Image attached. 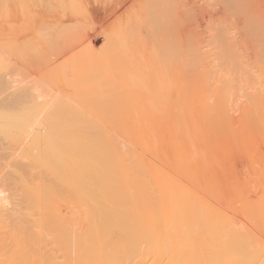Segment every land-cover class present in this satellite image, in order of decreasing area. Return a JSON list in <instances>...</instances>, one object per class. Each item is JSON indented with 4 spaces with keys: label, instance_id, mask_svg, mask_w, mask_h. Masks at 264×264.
Returning <instances> with one entry per match:
<instances>
[{
    "label": "bare ground",
    "instance_id": "bare-ground-1",
    "mask_svg": "<svg viewBox=\"0 0 264 264\" xmlns=\"http://www.w3.org/2000/svg\"><path fill=\"white\" fill-rule=\"evenodd\" d=\"M7 1L8 0H6V4L3 3L4 1L0 2H2L5 6L7 5V9H10L9 6L13 0H10L11 2L9 1V4ZM20 1L23 0H18V2ZM116 1L117 0H115V2ZM165 1L166 3H164ZM168 1L136 0L138 3L137 6L140 8L139 12H141V17H139L140 14L137 13L140 22H138V20L136 22L144 23L148 17L152 18L151 20L154 22H152V28L148 27L150 32H147L150 33L148 36L151 35V38H148H154L152 39V42L155 41L156 38L154 36L155 34H152L155 30L151 32V29L156 28L154 26L157 25L158 22L154 19L157 17L163 19L161 16L165 14L166 10L169 12L171 5H175L177 6L176 8L174 7V9H172L171 7V11L174 10V12H169L170 15L172 14L171 17L174 16L173 13H175V16L172 19L170 18V20L165 17L167 18L165 21L168 20L167 24L171 20L175 19V21H171V23H174V26L177 24V29L179 20L181 23H183L184 17H186L185 19L187 21L189 19L188 17L192 16L191 19L188 20L189 22L191 21V25L188 23V21V24L186 22L184 24L186 27L187 25H190V27H187L186 30L185 28L183 30L181 26L183 24L179 23L181 28L178 26V35H180V32L183 31L182 33H187V36L189 33L194 32L198 36L201 33H205V31H207L208 35L206 36L208 39L213 40V42L210 41L211 43L209 42L208 44H211L210 46H213V48L215 45L217 51L214 52L215 50H212L214 52L211 53L213 58L206 61V67L204 66L205 69L210 70V68L213 67L211 64L214 66H221L224 64L232 70L236 63L239 64V66L242 64L245 65L246 61L242 58V55L248 57L251 62L262 61V65L264 66V43L259 42L257 38L261 36V26L264 24V10L263 8H260V6L263 4V0L262 3L261 0H259L261 5L256 1L257 5H252V7L251 5L249 7L250 3H248L247 0H190L192 4L188 0L183 1L188 2L189 5L191 4L194 7L191 5L189 7L187 3H184V7H182V0L180 1L182 6L179 4V2L177 4L178 0H175L176 3L173 1L174 4L172 3L171 5L168 3ZM195 1H199V4H202L201 7H198V3ZM118 2H116V6L119 4ZM169 2L171 3V0ZM251 2V4H253V1ZM120 3L123 5L122 2ZM132 3H134L133 0ZM24 4L25 3H23V5ZM14 5H17L19 8L26 7L21 6L22 4L20 5L19 3ZM124 6L127 7L126 5ZM66 7L67 6L64 8ZM132 7L134 6L132 5ZM132 7L129 6V10L127 11H130V8L132 10ZM178 7L180 8L178 9ZM181 7L184 10H181L183 11V14L181 11H178L182 9ZM248 7L250 8V13L247 15V11L249 12L247 9ZM6 8L4 7L5 11L7 10ZM122 8L123 6H121V9ZM251 8H253V10H251ZM14 9H16V7ZM14 9H10L12 10L11 14L16 15V13H14ZM21 9H19V11ZM68 9L69 8L66 10ZM121 9L119 4L118 10L120 11ZM66 10H64L65 13ZM89 10L87 9L86 12ZM73 11L71 9V12L75 13ZM64 12L62 11L60 13L62 18L64 17L62 15ZM116 12L114 17L116 15L117 16L115 19L113 18L114 20H117L118 16L121 15H119L118 12L117 14ZM5 13L6 12H3L2 15H5ZM129 13H131V11ZM81 14L84 16V12ZM133 14L134 12L132 15ZM2 15L0 17H2ZM66 15H68V13ZM16 16L14 17L16 18ZM72 16L74 17V15ZM111 16L113 15L110 14V19ZM129 16L132 18L130 14ZM14 17L11 18L10 14L9 16L5 15L3 17L4 19L0 18V22H2L1 19L3 22L5 20V22L7 21L6 23L12 27V21L15 23V21L19 22L22 19V17H20V20L16 18L14 21ZM69 17L67 18L71 19ZM136 18L137 17L135 16L132 18V20ZM150 18L148 19L150 20ZM142 19H144V22ZM9 20L12 21L10 22ZM151 20L149 22H151ZM147 21V26H151L149 22L147 23ZM165 21L164 24L166 23ZM159 23L160 22H158V25H162V23ZM167 24H165V26ZM0 25L2 24L0 23ZM142 25L143 24H140V27ZM252 25L256 27L255 33H257V37H254L253 34L252 36H248V30ZM3 26L4 25H2V28L6 29V25L5 28ZM165 26H163V29H167V26ZM11 27L9 26V28ZM171 27L172 26L170 25V29ZM2 28L0 27L1 36L2 34L4 35L8 32L7 34H10L11 39L14 37L11 35L14 34L13 29L9 30L12 33H9L8 30H6L7 32L4 30V33H1L3 31H1ZM144 28H142L140 31H142ZM148 28L145 30L149 31ZM160 28L162 29V27L159 26V29L157 28L158 30L155 32L158 33V36H161L159 42L163 40L161 38L165 37L164 39L166 40L163 41L166 42L164 44V48L163 46L162 48L166 50L167 45H169L170 42L175 41L174 39V41L172 40L169 42L168 40L170 37L168 38V34H173L172 32H175L176 30H173L175 29L173 28L171 31L169 30L170 32L167 31V34L164 32L166 35L163 36L164 33H161L163 29L160 32L162 35L159 33ZM209 30L212 32L210 33ZM85 31L86 30H84V32ZM145 32L142 33L144 34ZM207 32L205 34H207ZM86 33L85 36L87 35ZM72 34H77L75 35V40L77 42V39H79V41L85 43L83 41L85 38L78 36V34L83 35V31H79V33H77L76 30L75 34L73 32ZM72 34L70 33L69 35L71 36ZM95 34L97 35L98 33L95 32ZM146 34L142 35V37L139 35L142 41L148 39ZM173 35H175V33ZM193 35L190 34L189 36ZM202 35L201 37H203ZM92 36L89 34L88 37ZM185 36L183 35V37ZM206 36L204 37L205 39ZM247 36L248 38H246ZM7 37L9 38V35ZM80 37L83 39L81 38L82 40H80ZM88 37H86V41L91 40V38L89 39ZM188 37L185 39V42L188 40ZM1 38V40L6 39L5 35L4 39L3 36ZM66 38H68L66 39L67 42H69V38L74 40V37L66 36ZM204 38L201 39L200 44L204 45V43H202ZM9 39L7 40L9 41ZM150 39H148L149 41L147 42L150 43ZM171 39L172 38H170V40ZM178 39H180V37ZM208 39L206 41H209ZM6 41L4 42L6 43L5 47H1L3 45V41L2 44H0V47L6 48L4 50L5 52L8 50V53L10 51L9 49L14 51L13 41L10 40L12 43H9L11 44V47L7 46L8 42ZM97 41L100 40L98 39ZM97 41L94 37L91 41L92 43L88 41V43L91 44H89V48L90 46L92 48V45H95ZM142 41L141 43L143 46L145 42L143 41V43ZM179 41L182 42V38ZM167 42L169 43L166 45ZM214 42L215 44L212 45ZM70 43H72V41ZM153 43L155 45V42ZM186 43L183 44L186 45ZM114 44L115 43L112 44V50ZM83 45L88 46L87 43ZM83 45L78 46L79 49L77 47V52L74 50L76 47L72 49L75 54L73 52H67V50L69 51L73 47L70 45L67 46L69 49L67 48L65 52H60L61 54H64V57H66V54L68 56L69 53H72L70 54L71 56L73 54L77 55L75 58L72 57L73 59H71L70 55L68 56L70 57V61L74 60L72 62L75 64H71L68 62L69 59H64V57V60H68L62 61L61 54V59H59V61L55 60L53 64V61H50H52V66L60 63V60L61 63L59 65H61L62 62H67L68 64L70 63L69 65H67V63H63L64 66L63 64L61 66L57 65L59 66V70L58 67H56L57 71L54 68L55 73L59 74V71H61L62 75V69L64 67L67 68L68 66L67 70H63V83H61L62 76L61 79L57 77L58 80L60 79L59 81H61H57V83L59 82L60 84L59 88H61L62 84L71 85V90L74 89V86L77 84V88L74 89L75 91H72L75 93L81 91L80 93L82 97L79 95V93H76L81 99L78 98V96L74 94L68 86L67 88L65 85V88L70 90H66V93L70 95L72 92L77 96L81 103L84 97L85 98L83 100H87L88 98L86 95L82 94L85 86L88 87L90 85L92 87L94 85L92 87L93 89L98 88L97 90L94 89V91H97L95 94H99L100 92L98 93V91H101V94L98 95V97L100 96L101 99H97L94 91L92 92V89L89 87L93 93L92 96H95L93 97L94 101H96L94 103L91 98L90 89L88 90L89 92H87L85 91V88V92H83L87 94V96L90 95V100L87 101L92 100L94 103V106H92L93 103L90 104L89 102V105L86 106H89L93 109L88 107L86 110L82 105L87 103H82L81 105V103H79L78 100L74 99V96L71 95L67 98V94L63 93V90L65 89L63 88V85V90L61 91L63 94L60 92L61 89L58 87L56 90H51L49 87L48 88L50 89L51 93L54 90V92L57 91V94L55 95H58V92H60V94H62L60 95L62 102L65 96L67 98V102H69L68 99L71 100V97H73L74 101H70L69 103L76 102L75 105L77 107H75L74 103H72L73 107L69 104L68 108V106L63 105L61 101L59 102L62 107L58 105L59 102H57L58 106L55 107L56 105L54 104L56 102H54L52 98L50 99V97H52V95L54 96V94L51 95L49 92V95L51 96H47L46 93H48L49 90L44 91L45 87L43 85H39V87L43 86V91L46 92L43 93L49 97V99H47V97L41 93V87V90L39 87H36L38 86L37 84L35 86L37 90L34 89V86L30 85V87L32 86L31 89L35 91V93L34 91L32 93V90L26 87L28 85V83H26L27 81L25 82V85V83H21L20 80V82L17 83L18 87L21 83V87L23 84L25 86L22 87L23 89H30V91L28 89L27 91L32 93V95L29 93L28 94L33 97V100L31 97V101H29V95L26 93V90L24 91L26 94H24L23 89L20 87L24 96L26 95L27 97L25 96L24 102L21 103L23 99H21V97L23 96L17 95L18 99L21 96V100L17 101V97L15 98L14 96L16 95L14 94H21L22 92H19V88H15L16 92L17 90L18 92L14 93V87H16L14 84H16L18 79H21L19 75H21L20 73L23 72V67L26 68V66H23L22 63V65L18 67L23 70H19V68L17 71V69H15V71L18 73L16 76H19L17 78L14 75L13 69L14 67H17L15 60H11V62H14V66L11 62L7 63L10 64V66H13V68L10 67V69L9 65L3 63L4 59L5 62L10 61L9 55H11V53L6 54L4 52L2 56L5 58L2 60L3 62H1L4 66L6 65V68L4 66L2 67L1 63L0 66L2 69L5 68L8 71L6 70L7 72L5 73L4 69L2 73V69H0V73H5L4 75H0V264H264V77H262L257 70L253 71V67L250 66L248 70L246 69L241 73V77L232 78L229 84L230 88L235 89L238 87L239 90L245 88L249 89L247 92L248 96H246L244 99L240 98L236 103V107L233 109L232 107L228 108L223 106L220 96L224 91L220 88L219 84L217 86L216 84H210L212 88H209V90L207 88L205 93L203 90H201V97L193 101L192 98H190L191 93L188 88L189 86H187L190 81H192L188 80L191 75H186L187 77L184 76L185 73L189 72V70L187 71L186 69L188 66V60L191 59L190 57V59L188 58L187 60V64L185 63L186 69L183 67V69L186 70L184 71V75L180 74L183 76L184 80L189 76L190 77L186 79V81L182 80L183 78L180 77L181 80L179 79V81L184 82H179L180 84L173 82L176 85L169 81V83H171L170 85L173 84L172 88L170 89L172 92H167L168 89L167 91L165 90L166 93L162 92L165 93V96L168 98L166 102L164 101L167 106L164 110H167L168 112H158V107H155L156 111L148 108V104L150 102H153L154 104L156 103L157 105L158 103H162L163 99L160 98L159 92L156 93L157 91H155V93L151 94L150 96L146 95V97H148L146 98L147 101L144 100V104L140 105L139 107H134L131 105L132 102L130 101H132V97L130 96L131 98L129 97L130 100L128 101L130 102L129 104L133 106V108H131V106H127V99H124L126 95L123 97L122 95L120 96L122 93H118L121 92L119 90L121 87L123 92V87L126 84L122 85L123 83H121L118 87L117 84H114V87H111L109 85L110 80L108 81L104 78L107 76H112L109 73L105 76V74H107L106 66H103V68L101 67L102 65L99 67L98 65L96 66L97 68L101 67V71L104 70L105 74H102L103 72L99 71H89V68H87V66L85 67L86 70H88V73L86 72L87 74L94 73L92 78H96L95 76H97V73H100L99 75L102 76V78L100 76L98 77H100L101 83L103 82V79H105L103 82L104 84L106 81L109 82L108 85L106 83L107 88L103 87V83L101 84L99 82L100 80L98 77L96 78V80L98 79V83L95 82L96 80L92 82V78H90L92 80L90 81L89 77L92 75H87L88 78L84 77L86 76V73L84 72L85 74H82L85 70L83 65H88V63L91 62L94 63L93 61L86 62L88 58L94 55L92 54L94 52H89L86 54V56L89 54L90 55L86 57L83 55V51L86 49V47ZM117 45L118 44H116V46ZM171 45H173V43H171ZM135 46L130 53H134L138 49L142 51L140 44L137 45L136 48L140 46L141 49L137 48L136 50ZM159 46L161 45L157 43V46L152 47L151 50L156 47H158L156 48L158 50ZM187 46L189 47V44ZM205 46H208V48L206 49L202 45L198 46V43L195 46L196 48L202 47L200 48L203 51L202 54L200 49L196 50L194 48V45L193 47L190 46L192 48L189 47L188 51H193L194 49L196 50V54L200 52L201 55L204 54L203 56H209L211 50L209 49V45L205 44ZM203 47L206 51L203 49ZM94 48L96 47L94 46L91 50L96 51ZM168 48L170 49L165 51V55L168 53V55H170L172 52L173 55L171 54L172 56H170L173 58V60H176V57H180V55L183 53V51H181L182 53H178L179 51L176 52L174 50L175 48L179 49V45L177 47L174 46L173 49H171L172 46L169 45ZM79 50L81 51V53L79 52L80 54H78ZM107 50L108 54L107 52L106 54L108 56L110 55L109 57H111L112 53L109 52V49ZM144 50L145 49H143L142 52H145ZM157 50H152V53L155 51L154 54H159L156 56L159 57L161 54L163 58L167 57L162 54L164 51L160 50L162 52L158 53L159 50ZM168 50L169 52L167 53ZM173 50L175 52H173ZM183 50H185V48ZM1 51L3 52V49ZM185 51H187V49ZM115 52H117L116 49ZM85 53L87 52L85 51ZM136 53L138 54V52ZM1 54L2 53H0V56ZM118 54H116L118 55L117 57L114 55L112 57H116V60L111 58L110 60L109 58L107 59L109 61L113 60L114 62L117 61V59L120 60L119 58L122 54H120V52ZM187 54L188 53L183 56H187ZM229 54L231 55L230 59L228 57ZM80 55L83 56L82 59L87 58L86 60L84 59L85 61L83 62V65L81 64L82 62H79V60L81 61L82 59H78L81 57ZM107 55H105V60L106 57H108ZM123 55V57H121L120 64L121 62L123 63V59H125V54L123 53ZM135 55V53L134 56L132 55L133 58H135ZM189 55H191V53H189ZM189 55L187 57H189ZM234 55L239 56L238 61L233 60ZM173 56H175V59ZM13 57L14 56L12 54L11 59H13ZM94 57H91L90 60ZM171 57L168 59H170L172 62ZM187 57L181 56V59L185 58L184 60L186 62ZM128 58V62L130 61V63H133L136 60V58L135 60H131L130 56ZM152 58L154 59L153 56ZM160 58H158V60H154L160 62ZM75 59L78 60L77 62H79L82 67H79L78 65L80 71L79 69H75V71L72 73L70 70H72L73 64L75 67H77L76 65L79 64L75 62ZM102 59L103 58L98 61L100 62ZM150 59L149 61L151 62ZM164 59L166 60V58ZM160 60H162V58ZM184 60H182V62H184ZM94 61L96 62L95 59ZM125 61L123 63L125 65L124 67L129 66L130 64H125ZM144 61L145 60L143 59V62ZM155 61H153V64H151L152 62H149V65H154ZM176 61H178V59ZM114 62H110L113 64L112 66H120L118 62L115 64ZM169 62L166 60L165 64L163 61V64H165L164 66H168L167 63ZM98 64L100 65V63ZM185 64L182 63L183 66ZM91 65L93 64H90V66ZM95 65L93 66L95 67ZM151 65L150 67H153ZM172 65L171 68L169 67L171 70L173 67L176 69V66L180 65V63ZM62 66L63 68L60 69ZM69 66L71 67L70 70ZM93 66H91V69L94 68ZM155 66L156 68H153L157 70V64ZM161 66L162 64L160 67ZM167 66L164 68V70L167 68ZM122 67L123 66H120L119 69L125 71L126 69ZM141 67L142 66H140V68ZM245 67L246 66L243 68ZM144 68L145 70L141 71V75L148 70L147 66L145 65ZM169 68H167V70ZM94 69L96 70V68ZM161 69L163 70L162 67ZM170 69L168 70L169 72H167V75L173 73V71L170 72ZM180 69H182V66ZM52 70L53 69L50 71ZM77 70L80 75H83V77L77 74L80 76L77 78ZM113 70L114 69L112 68V71ZM131 70L129 71L130 73L133 72V75L134 73L139 75L137 71L135 72L132 70L131 72ZM33 71L36 72L37 69L32 70V74L34 73ZM65 71L67 74H65ZM81 71L82 73H80ZM151 71H154V69L151 70L150 68V70H148L149 73L147 72V75H149ZM198 71L199 70L196 71V74ZM16 72L15 74H17ZM70 72L71 75L75 74L74 76L76 77L72 76L71 78V75L68 77L67 75H69ZM203 72L204 70L202 73ZM121 73L122 72L120 70V77L118 76V79H116L117 75H114L116 78H113V80L111 79V81H121V79H119L122 78ZM155 73L157 72L155 71L151 74L155 75ZM163 73L165 75L166 71ZM34 74L31 75L30 73L29 76L31 75V78H27L31 80L37 75L39 76V74L35 76ZM122 74H124V72ZM172 75L173 74H170V79ZM197 75L200 76L201 72ZM197 75L194 74L193 79H197ZM56 76H60V74ZM155 76L156 77L151 75V77L154 78V85L158 79V76ZM127 77L125 78L128 80ZM151 77L149 75V78L152 80ZM86 78L89 80V82L88 80L85 81ZM110 78L111 77L108 79ZM149 78H147L148 81L150 80ZM155 78L157 79L155 80ZM70 79H74V82L70 81ZM75 79L76 81L78 80L77 83ZM147 79L145 78L146 82ZM136 80L138 81V78H131V80L128 81L133 85L134 83L137 84ZM151 80L147 83L150 84L153 81ZM67 81L69 82L67 83ZM79 82H86L87 84L91 82L97 83V85H85V83L82 84L84 86L83 89H78L82 86ZM146 82H144L145 85L147 84ZM113 83L111 84L112 86ZM129 83H127L128 86H130ZM242 83L245 86L242 85ZM59 84H57V86ZM33 85H35V83H33ZM53 85L56 87L55 83ZM98 85L102 87L99 88L97 87ZM120 85L122 86L120 87ZM108 86L111 88L108 89ZM152 86L153 84L150 88H152ZM159 86H162L160 80ZM163 86L165 87V85ZM115 87H117V89L119 87L120 88L117 91L115 90ZM138 87L135 88L141 89L143 86L141 88ZM135 88L132 87L131 91H133ZM156 88H158V86H156ZM112 89H114L115 92L120 96V99H117L118 97L116 96L118 95L116 93L114 94V96L116 95L115 98L118 100H116V103L120 102V104L118 103L116 105H118V107L119 105H123L128 108L130 107L131 110H128L127 108V110L124 108L122 110L121 106V108H119L121 110L117 108L118 110L116 109L115 111V105L111 102H108L110 99L104 101L107 99L105 97L107 96L108 92H113ZM161 89L162 87L160 90ZM102 90H108L106 93L103 92L105 97H103L104 94L102 93ZM129 90L130 89L126 90L127 96L130 93H133L131 91L129 93ZM161 91H163V89ZM173 91H175L176 95H174ZM68 92H70V94ZM138 92H140V90H137L136 93L134 91L136 95L139 94L137 96H142L141 93ZM143 92H145V90H143ZM123 93L126 94L125 90ZM64 94L65 96H63ZM241 94L239 95L241 96ZM42 95L46 99H42ZM131 95L136 96L134 94ZM110 96L111 95L107 97ZM115 98L112 97L114 102ZM137 98L139 99V97ZM26 99L28 101L27 104L25 102ZM61 99H57V101ZM102 99L103 104L106 105V102H108L110 105H114V111L109 110L112 108V106H109L111 107H108L109 109L106 108L109 111L108 113L104 109L106 106H104V108H102L104 110H102L101 107H103V104H100L101 106L97 105L98 103H102ZM122 99L123 101L125 100L127 104H121ZM136 99L134 103L137 101L138 102L136 104L142 103ZM141 100L143 101V98H141ZM16 102L22 105V107L23 105L26 107L28 106L26 110L25 107H23L24 111H27L28 109V113L24 112L22 109L21 112L26 114L23 115L21 112L18 113L19 110L15 108ZM66 103L64 102V104ZM77 103L80 105H77ZM136 104L134 105L136 106ZM22 107L20 106V108ZM81 108H84V110H81ZM191 109L200 110V116H190V114H192ZM100 110L105 113L103 114ZM16 112L19 115L22 114L23 116L14 115V113L17 114ZM167 117H169V119L172 117V119L176 121L178 120V123L176 124L177 130L181 132V136H188L187 143L179 144V146L173 150H170L169 148L166 150L164 148L166 146L160 142L158 134L156 136V134L153 133L157 132L153 131V128L158 125H164L163 123H160V120L165 118L164 120L166 122ZM137 122L141 123V125H135ZM165 126L167 128V123ZM155 129L157 130V127Z\"/></svg>",
    "mask_w": 264,
    "mask_h": 264
},
{
    "label": "rangeland",
    "instance_id": "rangeland-1",
    "mask_svg": "<svg viewBox=\"0 0 264 264\" xmlns=\"http://www.w3.org/2000/svg\"><path fill=\"white\" fill-rule=\"evenodd\" d=\"M0 1H4L3 3L4 4H6V0H0ZM10 0H8L7 1V3L9 2ZM12 1V0H11ZM10 1V2H11ZM88 2V4H87V2ZM168 1V0H167ZM170 1V0H169ZM168 1V3L171 5L172 3H173V1H174V3H176V1L175 0H171V3ZM181 0H178L177 1V4H178V2H179V4L181 3V2H183L184 0H182L181 2H180ZM188 1H190V0H188ZM192 1H194V0H192ZM248 1V3H250L249 4V7H250V5H251V7H252V5H257V2H259V4L261 5V3H262V0H261V3H260V1L259 0H251V1H253V4H251L252 2L250 1V0H247ZM250 1V2H249ZM254 1H255V3H254ZM257 1V2H256ZM2 2H0V4H1V7H0V16L3 14V12H6L5 13V15H7V16H9V14H10V17L12 18V17H14V16H16L17 14V16H16V18H20V17H22V21L20 20L19 22L18 21H15V17L13 18V20L15 21V23L12 21V20H9L10 22H11V24H12V27H11V25H9V24H7L6 22H5V20H4V22H3V20L1 19V21L2 22H0L2 25H4L3 27L5 28V25H6V29H3L2 28V25H0V27L2 28L1 29V33H4V30L6 31V30H12L13 29V32H14V34H11V35H13L14 37L11 39V36H10V34H4L5 35V38L9 35V38L7 37L5 40H1L2 38V36H3V39H4V35L2 34V36L0 37V44H2V41H3V45L1 46V47H5V44L6 43H4L7 39H9V41L7 40L6 42H8V44L9 43H11V41L10 40H12L13 41V45H14V51H11L12 49H9L10 51H9V53H11V55L13 54V59H11V55H9V59H10V61L9 62H5V57H2L3 56V54H4V52H5V50L4 49H6V48H1L0 47V49L2 50L3 49V52L1 51L0 53H2L1 54V60H0V63L2 64V60L4 59V62L3 63H10L11 62V60H15V62H16V64H17V67L18 66H20V65H22V63H23V66L25 65L26 66V68L25 67H23V66H21V67H23L24 68V70L23 69H21L20 67H14L13 68V66H14V62H11L12 63V65L13 66H10V64H7V65H9V69H10V67H12L13 69H14V75L16 76V75H18V73L15 71V69H17V71H18V69L19 70H23V72H21L20 74L21 75H19L20 77H21V79H23V80H21V79H18L17 80V82H16V84H14V86L16 85V87H14V93H17L18 92V90H19V92H22V87L24 86V84H23V86L21 87V83H25L26 81V83H28V85L26 86V87H28V88H32V86H36V84L38 85V86H36V87H39V85H43L45 88V90L44 91H48V93H46V92H44L43 91V86H40L41 87V89H40V87H39V89L42 91L41 93L42 94H44V93H46V95L47 96H51L52 94H54V96L52 95V97H50V99L52 98L53 99V101L54 102H56L54 105H56L55 107H57L58 105H60V102L59 101H61V103H63V105H65V106H68V108H69V104H70V106L72 105V107H73V104L72 103H74V102H72V103H69L70 101H74L73 100V97H71L72 99L70 100V99H68V101L69 102H67L66 100H67V98L68 97H70V95L71 96H74V99H76V100H78V98H80V96H81V91L79 92H76L77 94L79 93V95L80 96H78L75 92H73V91H75L74 89L75 88H77L76 86H77V84H76V86H74V89H72L71 90V85H67V84H65L66 85V87L68 86L69 88H70V90L74 93V94H76L77 96H78V98H77V96L76 95H74L72 92H71V94H70V92H68L70 95H68L67 93H66V90H67V88H65V85H61V88H59V86H60V84H59V82H61L62 80L64 81V79H63V76L62 75H64L63 74V70H67L68 69V66L67 65H69L70 63L72 64V63H74V62H72V61H74V60H72V61H70V57H71V59H73L72 57H74L75 58V56L77 57V55H74L75 54V52H77V47L78 46H81V45H83V44H85V43H87L88 44V46H86V45H83L84 47H86V49H88V50H86L85 49V51L87 52V53H85V51H83V55H85L86 56V54H88L89 52L90 53H92L91 51H93L94 53H92V54H94L95 55V57H94V55H92L91 57H94V58H92L91 60H90V58H84L85 60H86V62H89V61H93L94 63H88V65L90 66V64H93V65H95V67L93 66V65H91V66H93L94 68H96V70L93 68V69H91V66L89 67L87 64H84L83 65V62L85 61L84 59H82V57L83 56H81V57H79L78 59H82L81 61L79 60V62L84 66L83 68L85 69H83L84 71H83V73H82V71L80 72V73H82V74H85L86 72L88 73V70L89 71H99V72H103L102 74H105L104 73V70L103 71H101V67L103 68V66H106V71H107V74H105V76L106 75H108V73L110 74V75H112V76H107V77H104V75H103V77L105 78V79H107L108 81L110 80V83L108 82V81H106L105 82V84L103 83L104 81H105V79H103L102 81V83H103V87H106L107 85H108V83H109V85L111 86V87H114V84H117V87L119 86V84H121V83H123L122 85H125L124 87H123V89L125 90V92H126V94L125 93H123L124 92V90H123V92H122V90H121V86L122 85H120V91L121 92H118L119 94L120 93H122V94H120V96L122 95L123 97H124V99H127L126 101H128V100H130V98L132 97V101H130V102H132L131 103V105H133L134 107H139L140 105H142V104H144V102L145 101H147V99L146 98H148V97H146V95L147 96H150L151 94H153V93H155V91H157L156 93H158L159 92V94H160V98L161 99H163V101H162V103H158V105L155 103H153V102H150L151 103V105H150V103L148 104V108H150L151 110H153V111H156V108L158 109L157 111L158 112H168L167 110H164V109H166L165 107H167L166 106V104L164 103V101L166 102V100L168 99L166 96H165V93H166V91H167V89H168V91L167 92H172V91H170V89L172 88V86H173V82H175L176 84H180L179 82H181V81H179V79L181 80V78L180 77H182L183 78V76L182 75H180V74H183L184 75V71H188L189 70V72H187V73H185V75L184 76H188L189 74L191 75V77L188 79V78H186V79H188L189 81L190 80H192V81H190V83L187 85V83H186V85L187 86H189L188 88H189V91H190V93H191V97L190 98H192V100L193 101H195V100H197V99H199L201 96H200V91L201 90H203L204 91V93H205V91H206V89L208 88V90H209V88L211 89L212 88V86H210V84L211 85H215L216 84V86L219 84L220 85V88L224 91L223 92V94L220 96V98H221V100H222V104H223V106H225V107H232V109L233 108H235L236 107V103H237V101L241 98V99H244L246 96H248V94H247V92L249 91V89H247V88H245V89H242V90H239L238 89V87L237 88H235V89H232V88H230L229 87V84H230V82H231V80H232V78H238V77H241V73L243 72V71H245L246 69L248 70L249 69V67L251 66V67H253V71L254 70H257L258 71V73H260V75L262 76V77H264V66L262 65V61H259V62H251V60L250 59H248V57H245L244 55H242V58L243 59H245V65L244 64H242L241 66H239V64H235V66L232 68V70L229 68V67H227L226 65H224V64H222L221 66L220 65H216V66H214L213 64H211L213 67L212 68H210V70H207V69H205L204 68V66L206 67V61L207 60H210L211 58H213V56L211 55V53L213 52L212 50H215L214 52H216L217 50H216V47H215V42L212 44V45H214V48H213V46H210L211 44H208L210 41L211 42H213V40H210V39H208V37L206 36V35H208V32L207 31H205V33L207 32V34H205L204 32L203 33H201L200 35H198V36H200V37H198L196 34H195V32L194 33H189V35L190 34H195V35H193V36H187V33H182V32H180L181 34L180 35H178V26H179V23H181L180 22V20L178 21L179 23H178V26H177V29H176V25L174 26V23H171V21H175V19L174 20H171L170 22H168V24H167V21L168 20H170V18L172 19L174 16H175V13H173L174 14V16H172L171 17V15L169 14V12L171 11V7H172V9H174V7L176 8L177 6H173V5H171V7H170V11L168 12V10H166V12H165V16L164 15H162L161 16V18H163V19H160V18H158V20H157V18L156 17H154V18H156V19H154V20H156V21H158V22H160V23H162V25L164 24V21L168 18V20L167 21H165L166 23L165 24H167L166 26H167V29H163V26H165V24L162 26L160 23V25H158V22H157V25H155L154 27H156V28H153V29H151L152 28V25H153V20H151L152 18H150V17H148V18H150V20H151V22H149L150 20L147 18V20H145V22H144V19H142V21L145 23H137L136 21L138 20V22H140V19L138 18V14L137 13H139L140 14V16L139 17H141V12H139L140 11V8H139V6H137L138 5V3L136 2V0H133V2L134 3H132V0H128V2H127V0H124V1H122V0H119V2H118V0L116 1V2H118L119 4H120V9H121V6H123V8H124V10H123V8L119 11L118 10V6H119V4L116 6V2H115V0H23V1H20V2H23V3H25L24 5H23V3H20V2H18V0L16 1L15 0V3H14V0L11 2V4H10V9H14L15 7H16V9H14V13H16V15L15 14H11V12H12V10H10V9H7L6 8V6L2 3ZM50 2V3H49ZM112 4H111V3ZM120 2H122L123 3V5L120 3ZM125 2H127V3H125ZM191 2V1H190ZM196 2V1H195ZM194 2V3H195ZM22 4L21 6H23V7H25V8H22L21 6V8H19V7H17V5H14V4ZM125 3V4H124ZM128 3H131V4H128ZM164 3H166V1L164 2ZM173 3V4H174ZM184 3H187L188 4V2H183V6H182V4H180L182 7H184ZM194 3H193V5H194ZM196 3H198V7H201V5L199 4L200 2L199 1H197ZM9 4V3H8ZM15 6H13V5ZM45 4V5H44ZM84 4H85V6H84ZM91 4V5H90ZM130 6V7H132V5L134 6V7H132V10H133V12H134V14L132 15V10H131V8H130V11H131V13H129L130 11H127V10H129L128 9V5ZM168 4V5H169ZM176 4V5H177ZM191 4H192V2H191ZM190 4V5H191ZM263 4H264V0H263ZM259 5L260 6V8L262 9L263 8V10H264V5ZM28 5V6H27ZM93 5H94V7H95V5H96V7L94 8L93 7ZM124 5H126L127 7H125ZM165 5V4H164ZM169 5V6H170ZM189 5V4H188ZM190 5H189V7H190ZM196 5V4H195ZM200 5V6H199ZM13 8H12V7ZM19 6V5H18ZM50 6V7H49ZM53 6V7H52ZM65 6H67L66 8H64ZM81 6V7H80ZM90 6H91V8H90ZM113 6V7H112ZM179 6V5H178ZM192 6V5H191ZM197 6V5H196ZM4 7L8 10V12H7V10L5 11V9H4ZM57 7V8H56ZM87 7H89L90 8V10H89V8H87ZM117 9H116V8ZM168 7V6H167ZM181 7V8H182ZM192 7H194V6H192ZM247 8L248 10L250 9V8ZM21 9L20 11H19V9ZM35 8V9H34ZM56 8V9H55ZM67 8H69L68 10H66ZM82 8V9H81ZM89 10L88 12H86V10L87 9ZM97 8V9H96ZM134 8V9H133ZM169 8V7H168ZM180 7H178V9H179ZM195 8H197V7H195ZM25 9H26V11H25ZM44 9V10H43ZM71 9H72V11L73 12H75V13H72L71 12ZM84 9V10H83ZM86 9V10H85ZM99 9V10H98ZM126 9V10H125ZM247 9H246V11H247ZM16 10V11H15ZM17 10H18V12H17ZM60 10H61V12L63 11L64 12V10H66V13L64 14H62L64 17L62 18V16H61V12H60ZM93 10V11H92ZM94 10H95V14H94ZM118 10V11H117ZM176 10V9H175ZM181 10H183V8L182 9H180V10H178V11H181ZM251 10H253V8H251ZM262 10V11H263ZM23 11V12H22ZM25 11V12H24ZM30 11V12H29ZM32 11H33V13H32ZM36 11H38V12H36ZM71 13H70V12ZM92 11V12H91ZM118 12L119 13V15L120 16H118V19L117 20H114L115 19V17L117 16H115L114 17V15H115V12ZM121 11H123V12H121ZM137 11V12H136ZM184 11V10H183ZM183 11H181V13L183 14ZM22 12V13H21ZM60 12V13H59ZM84 12V16H83V14H81V13H83ZM99 12V13H98ZM111 12H114V13H111ZM116 12V13H117ZM127 12H128V15H127ZM168 12V13H167ZM171 12H174V10L173 11H171ZM8 13V14H7ZM68 13V15L70 16H68V15H66ZM86 13V14H85ZM87 13H89V14H87ZM111 15H113V16H111V19H110V14ZM117 13V14H118ZM124 13H125V15H124ZM250 13V10H249V12L247 11V15ZM107 14H108V16H107ZM129 14L132 16V18L133 17H137L136 19H133L132 20V18L129 16ZM170 16H169V15ZM5 15H2V17H0V18H3ZM37 15V16H36ZM72 15H74V17L72 16ZM80 15V16H79ZM166 15H168V16H166ZM60 16V17H59ZM72 16V17H71ZM107 16V17H106ZM122 16V17H121ZM164 16V17H163ZM183 16H186V15H183ZM187 16H190V15H187ZM67 17H69V18H71V19H68ZM125 17V18H124ZM165 17H167V18H165ZM191 17L192 16H190V17H188L189 19H191ZM10 18V19H11ZM107 18V19H106ZM114 18V19H113ZM131 18V19H130ZM186 17H184V22L182 21V19H181V21L183 22V23H181V24H183V25H181L182 26V29L184 30V28H185V30H186V28L188 27H190V25H191V21L189 22L188 20V23L190 24V25H187L188 23H187V21H186V19H185ZM4 19V18H3ZM17 19V20H18ZM64 19V20H63ZM66 19V20H65ZM58 20V21H57ZM108 20V21H107ZM110 20V21H109ZM127 20H128V22H127ZM131 20V21H130ZM135 20V21H134ZM162 22H161V21ZM8 21V22H9ZM146 21H147V23L149 22L150 23V25L151 26H147L148 24H146ZM17 22V23H16ZM153 22V23H152ZM176 22H177V20H176ZM175 22V23H176ZM185 22L187 23L186 25H187V27L184 25L185 24ZM156 23V22H155ZM14 24V25H13ZM17 24V25H16ZM140 24H143L144 26H145V28H144V26L142 27V28H144L142 31H140L142 28L140 27ZM173 24V25H172ZM7 25H9L11 28H9V26H7ZM16 25V26H15ZM170 25L172 26L171 27V29H170ZM15 26V27H14ZM159 26H161L162 27V29H163V31L161 32V28H160V30H159V33L161 32V33H168V32H170L173 28H175V29H173V30H176L175 32L173 31L172 33L174 34L175 33V35H173V34H168V38L170 37V38H172L171 40H170V38H169V42L170 41H174V39H175V41L174 42H167L166 43V45L169 43V45L170 46H172V48L171 49H173V47L175 46V47H177L178 45H179V49H177V48H175L174 50L176 51V52H178V53H182L181 51H183V53L180 55V57H176V60L178 59V61H176V60H173V58L171 57L172 55H173V53L171 52V56L170 55H168L169 53V50L167 51V55H165L166 53H165V51L167 50V49H170V48H168L169 47V45H167V48H166V50L165 49H163L164 48V44H165V42L163 41V40H166V39H164L165 37H163V38H161V39H163V40H161L160 42H159V40H160V35L158 36V33H156L155 31L156 30H158L159 29ZM165 26V27H166ZM174 26V27H173ZM181 26H179V28H181ZM28 27V28H27ZM148 27H151L150 29H151V32H153L154 30V33H152L154 36H155V41H153V42H155V45H154V43L152 42V39H154L153 37H152V39H150L151 37V35L150 36H148L150 33H147V32H150V30H149V28ZM7 28H9V29H7ZM19 30H18V29ZM25 28V29H24ZM148 28V30L149 31H146L145 29H147ZM158 28V29H157ZM80 29V30H79ZM261 29H262V31L260 32L261 34V38L260 37H257L256 36V34L257 33H255V31H256V27H254V25H252L250 28H249V30H248V36H252V34H253V36L255 37H257L258 38V40H259V42H262V43H264V24L261 26ZM16 30H18L19 31V33H18V31H15ZM32 30V31H31ZM76 30H77V33H79V31L81 32V31H83V35H79L78 34V36H82L83 38H85V40H83L85 43H82L81 41H79V39H77L78 40V42L75 40V35H77V34H75V32H76ZM84 30H86L85 32H84ZM166 30V31H165ZM170 30V31H169ZM75 31V32H74ZM91 31H93V32H91ZM138 31H140L141 33L142 32H145L144 34L142 33H140V32H138ZM168 31V32H167ZM72 32L75 34V35H73L72 34ZM87 32V33H86ZM90 32V33H89ZM95 32L96 33H98L97 35L95 34ZM185 32V31H184ZM209 32L211 33L212 31H210L209 30ZM9 33H12L11 31H9ZM72 34L71 36L69 35V34ZM85 33L87 34L86 36H85ZM94 33V34H93ZM139 33V34H138ZM147 33V34H146ZM160 33V34H161ZM163 34V36L164 35H166V34ZM250 33V34H249ZM82 34V33H81ZM89 34H90V36H92V37H88L89 36ZM92 34V35H91ZM141 34V35H140ZM147 35V38L148 37H150V38H148V39H150V43L149 42H147V41H149L148 39H146V37H145V39L146 40H143L146 44H148V45H146L143 41H142V39L140 38V37H142V35ZM156 34H157V37H156ZM199 34V33H198ZM202 34H204L205 36H206V39L204 38L205 36L204 35H202ZM139 35H140V37H139ZM162 35V34H161ZM171 35V36H170ZM183 35L185 36H187L188 37V40L187 41H189V39H190V43L189 42H185V39H187V37L185 38V37H183ZM201 35L203 36V37H201ZM66 36H69V37H74V40L72 39V38H69V42H67L66 41V39H68V38H66ZM97 36V37H96ZM175 38H174V37ZM248 36L246 37V38H248ZM82 37H80V40H82L83 38ZM86 37H88L89 39L91 38V40H88V41H92V39H93V37L96 39V41L99 39L100 41H97V43L95 44V45H92L93 47L95 46L96 48H94L96 51H94V50H91V49H93V47L91 48V46H90V48H89V44L90 43H88V41H86ZM144 37V36H143ZM167 37V36H166ZM180 37V39H178V38ZM192 37V38H191ZM82 38V39H81ZM103 38H104V40H103ZM138 38H140V39H138ZM181 38H182V42L181 41H179V40H181ZM202 38H204L203 39V42L202 43H204V45L203 44H200V42H201V39ZM260 38V39H259ZM72 39V40H71ZM144 39V38H143ZM177 39V40H176ZM209 40V41H206V40ZM112 40V41H111ZM139 40H141L143 43H144V45L142 46V43H141V41H139ZM72 41V43H70ZM204 41H206V42H204ZM99 42V43H98ZM210 42V43H211ZM72 47H70L71 48V50H67V52H73L72 51V49L73 48H75L76 47V45H77V47H76V49H74L75 50V52H73L74 54V56L72 55H70V54H72V53H69L68 54V56L70 55V57H68L67 56V52L65 53L66 55V57H64V54H61V53H63V52H65V50L68 48L69 49V47H67V46H69L68 44ZM73 43H74V45H73ZM81 45H80V44ZM92 43V42H91ZM113 43H115L114 45H113V50H112V44ZM140 44V46H141V48H142V51H143V49H145L144 51L145 52H142L141 50H137V48H140V46L139 47H137L136 48V46L137 45H139ZM153 43V44H152ZM157 43L159 44V45H161V46H159V49H160V47H161V49L160 50H162V51H164L162 54L163 55H165V56H167V57H164V58H166V60H168V62L170 61V59H168L169 57H171L172 58V62H174V63H172L171 61V63L172 64H179L180 63V65L182 66V69H183V67H184V69H186V64H187V60H188V58L190 59V57H191V59L190 60H188V66H187V69L186 70H184L183 69V71H182V69H180L181 68V66L180 65H177L176 66V69H174V67L172 68V70L170 69L171 68V63L169 62V63H167L168 64V66H167V68H169L170 69V72L171 71H173V73H170V74H173L172 76H171V79H170V74L169 75H167V72H169L168 70H167V68L164 70V68L166 67V66H164L166 63H165V59L163 58V56H161V54H160V56H161V58H162V60L164 61V63L165 64H163V61L162 60H160L161 58H160V56L158 57V56H156V55H159V54H154L155 53V51H154V53H152V50H157L156 48H158V47H156V48H153L152 50H151V48L152 47H154V46H157ZM171 43H173V45H171ZM183 43H186V45L185 44H183ZM197 43H198V46H200V45H202V46H204L206 49L208 48V46L206 47L205 46V44L206 45H209V49L211 50V52H210V55L209 56H203V55H201L202 54V49H200V48H202V47H199V48H196L195 46L197 45ZM7 44V46L8 47H11V44H9L8 45ZM98 44V45H97ZM116 44H118L117 46H116ZM151 44V45H150ZM189 44V47L190 46H192L193 47V45H194V48L197 50V49H200V52H201V54H200V52L199 51H197V52H199V53H195L196 52V50H194L193 49V51L191 50V51H188L189 50V47L187 46ZM91 45V44H90ZM136 45V46H135ZM150 45V46H149ZM165 45V46H166ZM177 45V46H176ZM183 45V46H182ZM134 46H135V49L137 50L136 52H138V54L136 53V52H134L136 55H135V58H136V60H135V58H133V56H134V53H130L131 51H132V49L134 48ZM144 46H145V48H144ZM162 46H163V48H162ZM182 46V47H181ZM7 47V48H8ZM84 47H82V48H84ZM88 47V48H87ZM185 48V50L187 49V51H185V50H183L184 48ZM188 47V48H187ZM192 47H190V48H192ZM203 47V49L205 50V48ZM211 47V48H210ZM81 48V47H80ZM117 50V52H115V49ZM140 48V49H141ZM149 48V49H148ZM182 48V49H181ZM78 49H79V47H78ZM107 49H109V52H111L112 53V55H111V57H109L107 54H108V50ZM118 49H120V50H118ZM148 49V50H147ZM158 49V50H159ZM111 50V51H110ZM151 50V51H150ZM157 50V51H158ZM159 50V52L158 53H160V52H162V51H160ZM173 50V52H175ZM114 51V52H113ZM120 52V54H122L123 55V53L125 54V59H123V63H124V61L125 60H127V61H125V64L126 63H129L128 65L129 66H126V67H124L125 65L121 62V64H123V65H121L120 64V60H121V57H123L122 55L120 56V60H118L117 59V61H109L110 60V58L111 59H115L119 54V52ZM170 51H172V50H170ZM206 51V50H205ZM61 52V53H60ZM81 53V51L79 50L78 51V54H80ZM96 52V53H95ZM106 52H107V54H106ZM140 52V53H139ZM213 52V53H214ZM6 54L8 53V50L5 52ZM8 53V54H9ZM85 53V54H84ZM111 53H109V54H111ZM146 53V54H145ZM150 53V54H149ZM152 53V54H151ZM177 53V54H178ZM186 53H188L187 54V56L189 55V53H191V55H189V57H187V56H183V55H186ZM193 53V54H192ZM205 53V52H204ZM60 54H61V56H62V61L65 59V58H68L69 59V61L68 62H70L69 64L67 63V68H63V66H64V64H66V63H64V62H62V64H63V66L62 67H60V69L61 68H63L62 69V75H61V71H59V74H60V76H56V75H59V74H57V73H55V69H56V67H58V70H59V66H61V65H59L60 63H61V60H60V63H58V64H56L55 66H52L51 65V62H52V64L55 62V60L56 61H59V59H61V57H60ZM116 54H118V55H116ZM129 54V55H128ZM154 54V55H153ZM90 55V54H89ZM89 55H87V56H89ZM105 55H107L108 57H106V60H105ZM113 55L114 56H116V57H114V58H112L113 57ZM127 55V56H126ZM133 55V56H132ZM175 55V54H174ZM178 55V56H179ZM201 55V56H200ZM5 56V55H4ZM79 56V55H78ZM86 56V57H87ZM130 56V59L132 60H135V62H133V63H130V61L128 62V60H129V57ZM132 56V57H131ZM152 56L154 57V59L156 60H158V58H160L159 59V61L160 62H157V61H155L153 58H152ZM181 56L182 57H187L186 58V62H185V58H182L181 59ZM58 58V60H57V58ZM63 57H64V59H63ZM147 58V60H146V58ZM148 57H149V59L151 60V62L149 61V59H148ZM156 57H158V58H156ZM174 57V59H175V56H173ZM228 57H229V59L231 58V55L229 54L228 55ZM233 57V56H232ZM101 58H103L102 60H104V61H98V60H100ZM107 58H109V60L107 59ZM179 58H180V60H179ZM68 59H66V60H64V61H67ZM94 59L96 60V62L94 61ZM143 59L146 61H144L143 62ZM50 60H52V61H50ZM76 60V59H75ZM116 60V59H115ZM142 60V61H141ZM155 61V63H154V65H151V64H153V61ZM182 60H184V62H182ZM233 60H235V61H238L239 60V56L238 55H234V57H233ZM2 61V62H1ZM7 61V60H6ZM78 60H76L75 62H77ZM98 61V62H97ZM142 62V64H141V62ZM147 61H149L151 64V66H153V67H155L156 68V64H157V70L155 69V68H153V67H150V65H149V62H147ZM79 62H77V63H79ZM101 62H106V63H101ZM110 62H114V64L116 63V62H118V64H120V66H123L122 68H124V69H126L127 70V72H129L130 73V71L129 70H133V71H137L138 73H139V75H137V73L135 74L134 73V75L132 74L133 72H132V70H131V72L132 73H127L126 72V70L125 71H122V69H119L120 68V66L118 67V66H112L113 64H111ZM176 62H178V63H176ZM57 63V62H56ZM77 64L76 66L77 67H75V63L73 64V66H72V70H70L71 69V67L69 66V70L70 71H72V73L75 71V69H79V67H82V65L81 64ZM98 63H100V65L98 64ZM138 63H139V65H138ZM145 63V64H144ZM158 63H159V65H158ZM182 63L183 64H185L184 66L182 65ZM0 64V65H1ZM19 64V65H18ZM141 64V65H140ZM162 64V68H163V70L161 69V67H160V65ZM57 65H59V66H57ZM78 65H79V67H78ZM98 65V67L99 66H101L100 68H97L96 66ZM109 65V66H108ZM144 65L145 66H147V68H148V70H150V68H151V70H153L154 69V71H151V73H154L155 71L157 72V73H155V75H157L158 76V79L160 80V83H161V85L162 86H159V80L157 79V78H155V80H156V86H158V88H156V86L154 85V78L153 77H151V75H153L154 77H156L154 74H149L150 75V77L152 78V80L149 78V75H147L149 72H148V70L146 71V72H144V73H146V74H144V73H142V75L140 74L141 73V71L142 70H145V68H144ZM149 65V66H148ZM4 65L2 64V67H3ZM6 66V65H5ZM4 66V67H5ZM85 66H87V68H89L88 70H86V67ZM112 66V68L114 69L113 71H112V68L110 69V67ZM137 68H136V67ZM140 66H142L141 68H140ZM164 66V67H163ZM173 66V65H172ZM175 66V65H174ZM179 66V67H178ZM244 66H246L245 68H243ZM2 67L0 66V69H2ZM8 67V66H7ZM44 67V68H43ZM75 67V68H74ZM108 67V68H107ZM159 67H160V71H159ZM6 68V67H5ZM5 68H3L1 71H2V73H3V71H4V69ZM42 68V69H41ZM55 68V69H54ZM74 68V69H73ZM134 68V69H133ZM139 68V69H138ZM143 68V69H142ZM177 68H178V70H177ZM202 68H204V69H202ZM13 69H11V70H13ZM26 69H27V71H26ZM36 70L37 69V74H39V76L36 74V72L35 71H33L34 73V76L35 75H37L36 77H34L33 78V76H32V78L33 79H28L27 77H29V78H31V75H33L32 74V70ZM51 69H53L52 71H50ZM91 69V70H90ZM100 69V70H99ZM105 69V68H104ZM118 69V70H117ZM175 71H174V70ZM7 69H5V73L8 71H6ZM29 70V71H28ZM68 70V71H69ZM121 70V72L123 73L124 72V74H122L121 73V77L123 78V76H124V80L122 79V78H119V79H121V81H120V83H119V81L118 80H114V81H111V79L113 80V78L115 79L116 78V76H114V75H117V78L116 79H118V76L120 77V74H119V71ZM197 70H199L198 71V73L197 74H199L200 72H201V75L200 76H198L197 74H196V71ZM204 70V72L202 73V71ZM0 71V72H1ZM53 71H54V73H53ZM56 71H57V69H56ZM79 71H80V69H79ZM112 71V72H111ZM140 71V72H139ZM164 71H166V73H165V75H164V73L163 72ZM176 71H178V72H176ZM15 72L17 73V74H15ZM40 72V73H39ZM77 72H78V70H77ZM85 72V73H84ZM148 72V73H147ZM175 72H176V75H175ZM180 72H182V73H180ZM2 73H0V75L2 74ZM4 73V74H5ZM31 73V75L29 76V74ZM85 74L86 76H84V77H87L88 78V76L89 75H92L91 77H89V79L90 78H92L93 77V74L91 73V74ZM114 73V74H113ZM118 73V74H117ZM127 74V76H126V74ZM163 73V74H162ZM178 73V74H177ZM4 74H2V75H4ZM56 74V75H55ZM65 74H67V72L65 71ZM77 74H79V72L78 73H76V75ZM96 74V73H95ZM100 74V73H99ZM98 73H97V76H95L96 78L98 77V76H100ZM132 74V75H131ZM161 74V75H160ZM194 74L195 75H197V79H198V77H199V79H201V80H197V79H193V76H194ZM54 75H55V77H56V79H55V77H54ZM71 75V72H70V74L69 75H67L68 77ZM75 75V74H74ZM74 75H71L70 77L72 78V76H74ZM80 75V74H79ZM77 75V78H79L80 76H82L83 77V75ZM88 75V76H87ZM123 75V76H122ZM146 75H147V77H146ZM162 75H164V76H162ZM18 76V77H19ZM61 76H62V79H61ZM66 76V75H65ZM64 76V77H65ZM136 76V77H135ZM142 76V77H141ZM145 76V77H144ZM17 77V76H16ZM15 77V78H16ZM17 77V78H18ZM60 78L61 79V81H59L58 80V78ZM74 77H76V76H74ZM73 77V78H74ZM81 77V78H82ZM101 78H102V76H100ZM100 77H98V79L100 80L99 82L101 83V79H100ZM109 77H111L110 79H108ZM125 77H127L128 78V80L130 81L131 80V78L132 79H134V78H138V81L136 80V82H137V84L136 83H134L135 84V86H134V84L132 85V84H130L129 83V81L125 78ZM130 77V78H129ZM162 77V78H161ZM163 77H165V78H163ZM168 77V78H167ZM179 77V78H178ZM16 78V79H17ZM86 78V80L85 81H87L88 79ZM96 78H92V80L90 79V81H92V82H94V80H96ZM143 78H144V80H145V78L147 79V78H149L152 82L149 84V83H147V82H150V80L148 81V79H147V82H146V80L144 81L143 80ZM168 79V81H167V79ZM192 78V79H191ZM67 79V78H66ZM65 79V80H66ZM98 79L95 81V82H97L98 81ZM125 79H126V82H125ZM142 79V80H141ZM174 79V80H173ZM186 79L184 80V78L182 79V80H184V81H186ZM21 81V85L19 84V87H18V85H17V83H19L20 81ZM67 80H69V79H67ZM74 80V79H73ZM73 80H71L70 79V81H73ZM80 80V79H79ZM163 80V81H162ZM178 80V81H177ZM194 80H197V81H194ZM57 81H59L58 83H57ZM63 81L61 82V83H63ZM75 81H76V79H75ZM81 81V80H80ZM83 81V80H82ZM117 81H118V83H117ZM123 81V82H122ZM141 81V82H140ZM142 81H144V82H146L147 84H148V86H147V84L145 85V83L144 82H142ZM158 81V82H157ZM166 81V82H165ZM169 81L171 82V83H173L172 85H170L171 83H169ZM184 81H182L181 83H183ZM188 81V82H189ZM69 81H67V83H68ZM74 82V81H73ZM72 82V83H73ZM78 82V80L76 81V83ZM88 82H89V80H88ZM113 82H115V83H113ZM178 82V83H177ZM26 83H25V85H26ZM31 83V84H30ZM33 83H35V85H33ZM55 83V85H56V87L53 85ZM71 83V84H72ZM80 83V85H82V84H85L86 82H84V83H81V82H79ZM98 83V82H97ZM97 83H86L85 85H89V84H96L97 85ZM99 83V84H100ZM101 83V84H102ZM106 83H107V85H106ZM113 83V86L111 85ZM127 83H129V85L130 86H128V84ZM164 83V84H163ZM57 84H59L58 86H57ZM70 84V83H69ZM100 84V85H101ZM140 84V85H139ZM153 84V86H152V88H150L151 87V85ZM166 84H167V86H166ZM176 84H174V85H176ZM30 85H32L31 87H30ZM53 85V86H52ZM139 87H138V86ZM150 85V86H149ZM163 85H165V87L163 86ZM169 85V86H168ZM208 85V86H207ZM242 85H244L243 83H242ZM83 86V85H82ZM81 86V88H78V89H83L84 88V86L82 87ZM94 86V85H93ZM92 86V87H93ZM116 86V85H115ZM133 88H135V87H138V88H141L142 86V88H143V90H145V92H146V94H145V92H143V90H142V88L141 89H137V88H135V89H137L138 91L140 90V92H138V93H141V95L142 96H137V95H139V94H135L136 92H137V90H133V91H131V89H132V87ZM245 86V85H244ZM22 89H21V88ZM25 87V86H24ZM33 87V88H34ZM36 87L34 88V89H36ZM49 87L51 90H53V89H57V87L59 88V89H61L60 90V92L63 90L62 89V87L63 88H65L64 90H63V93H65V94H67L66 96H67V98H66V96H65V94L63 95V96H65L64 97V100H63V102H62V99H61V97H60V95H62V94H60V92H58L59 94V97H58V95H55V94H57L56 92H54V91H52V93L50 92V89L47 88ZM55 87V88H54ZM92 89V92L94 91V89L89 85L88 87L87 86H85V88H86V90H85V88H84V90L85 91H87V92H89L88 90L90 89V88ZM97 87H99V88H101L102 86H97ZM96 87V88H97ZM111 87H109L108 86V89H110ZM117 87H115L116 89L115 90H117L118 91V89H117ZM128 87V88H127ZM130 87V88H129ZM147 87V88H146ZM162 87V89H163V91H161L160 90V88ZM166 87H168V88H166ZM203 87V88H202ZM15 88L16 89H18L17 90V92H16V90H15ZM28 88H24L23 89V92L26 90V93L28 94L29 93V91H30V89H28ZM107 88V87H106ZM105 88V89H106ZM126 88V89H125ZM21 89V90H20ZM27 89L29 90V91H27ZM38 89V90H39ZM91 89H90V93H91V98H92V100L94 101V98L93 97H95V96H92V92H91ZM98 89V88H97ZM97 89H95V90H97ZM128 89H130L128 92L130 93V91L131 92H133V93H128L129 95L127 96V91L126 90H128ZM158 89V90H157ZM32 91V93H33V89H31ZM37 90V89H36ZM40 90H39V92H40ZM69 90V89H68ZM67 90V91H68ZM69 90V91H70ZM83 90V91H84ZM101 90V89H100ZM115 90L114 89H112V91L113 92H111V93H109L108 92V90L107 91H105V90H102V93L104 92V93H106V92H108V94L109 95H111L112 97H114L115 98V96H114V94L116 93L115 92ZM141 90H142V92H141ZM151 90V91H150ZM153 90V91H152ZM160 90V91H159ZM166 90V91H165ZM1 91V90H0ZM77 91V90H76ZM82 91V94L83 95H86V97H88L87 98V100H90V95H88L87 96V94H85L84 92ZM109 91H111V90H109ZM134 91H135V93H134ZM23 92L20 94V93H18V94H14V95H16V96H14L15 98L17 97V101L18 100H21L22 98V101H21V103L22 102H24V98H25V96H24V94H26L25 92H24V94H23ZM44 92V93H43ZM49 92L51 93V95H49ZM54 92V93H53ZM86 92V93H87ZM95 92H97V91H94V94H95ZM100 92V93H99ZM147 92H148V94H147ZM150 92H152V93H150ZM162 92H165V93H162ZM32 93H29V94H31L32 95ZM34 93H35V91H34ZM89 93V94H90ZM98 93L99 94H95L97 97V99L99 98V99H101L100 98V96L98 97V95H100L101 94V91H98ZM103 93V94H104ZM112 93H113V95H112ZM142 93H144L145 94V96H144V94H142ZM173 93H174V95H176L175 94V91H173ZM242 93V94H241ZM28 94V95H29ZM73 94V95H72ZM102 94V95H103ZM107 94V96H109ZM117 94V93H116ZM124 94V95H123ZM131 94H134V95H136L137 97H139V99L136 97V96H133V95H131ZM162 94V95H161ZM239 94H241V96L239 95ZM17 95H22L23 97H21V99H20V97H19V99H18V96ZM31 95H29V98H28V100L29 101H31ZM45 94H44V96H46ZM118 95V94H117ZM164 95V96H163ZM43 96V95H42ZM41 96V97H42ZM43 96V98L42 99H46L45 97ZM46 96V97H47ZM57 96V97H56ZM63 96H62V98H63ZM76 96V97H75ZM105 97V94L103 95V97H105V98H107V99H105V98H103V99H105L104 101H106V100H109L110 99V101H108V102H111V103H113L114 105H115V107H113L114 105H110V103H108V102H106V105L105 104H103V99L101 100V102L102 103H98L97 105H102L103 104V107H101V109L102 108H104V106H106L104 109L106 110V112L108 113L109 111L106 109V108H108L109 106H112V108L111 107H109V108H111V109H109L110 111H112L113 110V108H115L114 110L116 111V109L118 108H121V106H122V110H123V108L125 109V110H131L130 109V107L128 108V107H126V106H123V105H119V107H118V105H116V104H120V102H118V103H116L118 100L117 99H120V96L118 95V96H116V97H118L117 99L115 98L114 100H115V102L113 101V99H112V97L110 96V97ZM131 96V97H130ZM27 97V96H26ZM49 97H47V99H49ZM56 97V98H55ZM82 97V96H81ZM84 97V96H83ZM122 97V98H123ZM130 97V98H129ZM134 97V98H133ZM137 99H136V98ZM85 98V97H84ZM83 98V99H84ZM95 98V99H96ZM141 98H143V101L141 100ZM145 98V99H144ZM42 99H38V100H42ZM55 99H56V101H55ZM57 99H61V100H58L57 101ZM81 99V98H80ZM82 99V103H87V104H83L82 105V103L80 102V100H78V102L79 103H81V105L85 108V110L86 109H88V107L86 106V105H89V102H90V104H92L93 102H92V100L91 101H87V100H83ZM135 99L136 100H139L140 102H142V103H138V104H136V103H134L135 102ZM32 100H33V97H32ZM75 100V101H76ZM112 100V101H111ZM117 100V101H116ZM134 100V101H133ZM145 100V101H144ZM83 101H87V102H83ZM98 101V100H97ZM120 101V100H119ZM26 104L28 103V101H27V99H26ZM57 102H59V104L57 103ZM64 102L66 103V104H64ZM96 101H94V103H95ZM100 102V101H99ZM129 101L127 102L128 103V105L127 106H131L129 103H130ZM18 102H16V107L15 108H17V110H19L18 111V113L19 112H21V109L24 111V109H23V107H25V110H26V108H28V106L26 107L25 105H23V107H22V105H20L19 103L17 104ZM30 103V102H29ZM79 103H77V105H80ZM94 103H93V105L92 106H94ZM127 104L126 102H125V100L123 101V99H122V101H121V104ZM136 104V106L134 105V104ZM24 104V103H23ZM58 104V105H57ZM76 102L74 103V106L75 107H77L76 105ZM18 105V106H17ZM97 105H95V106H97ZM100 105V106H101ZM150 105V106H149ZM155 105V106H154ZM161 105V106H160ZM20 106L22 107V108H20ZM61 107H62V105H60ZM81 106V107H82ZM87 108H86V107ZM133 106H131V108H133ZM71 107V108H72ZM153 107V108H152ZM156 107V108H155ZM163 107V108H162ZM84 108H81V110H84ZM90 108V107H89ZM127 108V109H126ZM90 109H93V108H90ZM104 109H102V110H104ZM117 109V110H118ZM121 109H119V110H121ZM155 109V110H154ZM163 109V110H162ZM16 110V109H15ZM16 110V111H17ZM102 110H100L101 112H102ZM113 110V111H114ZM24 112H26V113H28V109H27V111H24ZM17 113V112H16ZM15 114L14 113V115H18V116H21L22 114H23V112H21L22 114L21 115H19V114ZM26 113H24L23 115H25ZM103 114L105 113V112H102ZM106 113V114H107ZM191 113L192 114H190V116H196V117H198V116H200V110H198V109H191ZM100 114V113H99ZM22 115V116H23ZM102 116V115H101ZM165 119V118H164ZM160 120V123H163L164 125H158V126H156L157 127V130L155 129L156 127H154L153 129V131H157V132H153L154 134H156V136H157V134H158V137H159V139H160V142L161 143H163V144H165V146L166 147H164L166 150H168V148L170 149V150H173L174 148H176L177 146H179V144H185V143H187V141H188V136H181V132H179L178 130H177V128H176V124L178 123V120L176 121V120H174V119H172V117H170V119H169V117H167V119H166V122H165V120ZM165 122V123H164ZM166 123H167V128H166ZM136 124H138V126L139 125H141V123H139V122H137V123H135V125ZM159 126H160V128H159ZM165 128H164V127ZM167 132H166V131Z\"/></svg>",
    "mask_w": 264,
    "mask_h": 264
}]
</instances>
